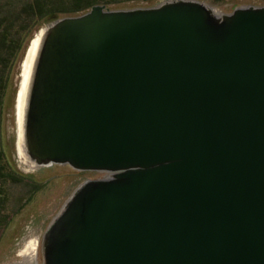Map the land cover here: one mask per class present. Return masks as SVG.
<instances>
[{"label":"water","instance_id":"95a60500","mask_svg":"<svg viewBox=\"0 0 264 264\" xmlns=\"http://www.w3.org/2000/svg\"><path fill=\"white\" fill-rule=\"evenodd\" d=\"M35 44L26 159L106 173L54 217L44 264H264V5L97 4Z\"/></svg>","mask_w":264,"mask_h":264},{"label":"rangeland","instance_id":"374dc122","mask_svg":"<svg viewBox=\"0 0 264 264\" xmlns=\"http://www.w3.org/2000/svg\"><path fill=\"white\" fill-rule=\"evenodd\" d=\"M167 0H126L107 5L110 9L151 7ZM211 5L216 13L228 14L236 7L264 5V0H198ZM45 25L37 26L18 51L8 79L3 103L1 139L11 169L23 176L22 183L7 182V202L0 226V264H44L43 236L75 189L86 179H99L106 173L79 171L68 164L37 166L18 152L19 94L23 86V70L36 34ZM18 111V112H17ZM36 184L37 189L32 186ZM35 189V188H34Z\"/></svg>","mask_w":264,"mask_h":264},{"label":"trees","instance_id":"16d2710c","mask_svg":"<svg viewBox=\"0 0 264 264\" xmlns=\"http://www.w3.org/2000/svg\"><path fill=\"white\" fill-rule=\"evenodd\" d=\"M121 1L126 0H0V226L5 217L2 213L7 202V182L22 183L24 180L10 168L1 139L3 103L18 51L37 26L85 13L97 4L111 5ZM219 1L213 0L214 3ZM32 189H37L36 184Z\"/></svg>","mask_w":264,"mask_h":264},{"label":"bare ground","instance_id":"6f19581e","mask_svg":"<svg viewBox=\"0 0 264 264\" xmlns=\"http://www.w3.org/2000/svg\"><path fill=\"white\" fill-rule=\"evenodd\" d=\"M35 48H36V44L33 45V47L29 50L28 56L26 58L25 64H24V70H23V86L21 88V92L19 94V112L18 114V120H19V130H20V134L18 137V152H20V154L23 156L24 159H26V154L24 152V148L22 145V130H21V118H22V114H23V107H24V101H25V87L24 85L26 84L27 81V76H28V72L30 69V66L32 64V60L34 58V52H35ZM28 264V263H27ZM29 264H34V263H29Z\"/></svg>","mask_w":264,"mask_h":264}]
</instances>
